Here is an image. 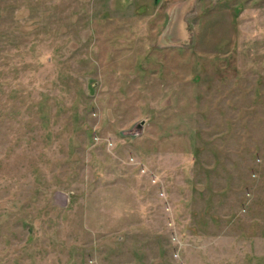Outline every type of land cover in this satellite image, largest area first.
Returning <instances> with one entry per match:
<instances>
[{
	"label": "rangeland",
	"instance_id": "374dc122",
	"mask_svg": "<svg viewBox=\"0 0 264 264\" xmlns=\"http://www.w3.org/2000/svg\"><path fill=\"white\" fill-rule=\"evenodd\" d=\"M0 264H264V0H0Z\"/></svg>",
	"mask_w": 264,
	"mask_h": 264
}]
</instances>
